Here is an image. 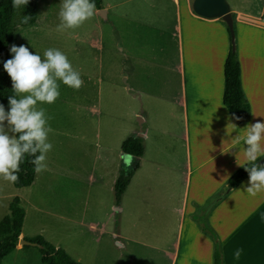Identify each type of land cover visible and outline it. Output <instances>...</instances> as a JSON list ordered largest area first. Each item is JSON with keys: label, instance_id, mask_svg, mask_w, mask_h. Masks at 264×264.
I'll return each instance as SVG.
<instances>
[{"label": "crops", "instance_id": "0c3cea01", "mask_svg": "<svg viewBox=\"0 0 264 264\" xmlns=\"http://www.w3.org/2000/svg\"><path fill=\"white\" fill-rule=\"evenodd\" d=\"M250 1V5L243 3L246 6L229 3L242 87L252 113L245 125L232 120L241 132L248 124L264 120V0L245 2ZM193 2L103 0L104 14L95 8V22L123 17L157 32L163 31L160 24L172 16L168 29L175 50L168 60L165 54L160 58L154 49L129 52V71L123 77L127 89L133 88L131 79L137 81L139 76L143 77H139L141 85L158 87L149 92L139 89L133 95L145 94L151 99L150 117H138L145 129L135 136L143 140L144 154L117 201L114 186L125 163L124 153L120 150L113 155L108 146L96 144L99 169L80 174V184L97 188L100 197L96 207L103 216H83L76 223L95 238L100 250L111 234L114 244L128 255L126 264H214L215 243L193 219L205 214L219 238L224 264H264V190L248 193L249 178L228 189L229 178L251 163L243 153V141L233 143L237 131L226 132L231 114L223 103L224 65L231 34L221 18L197 15ZM54 3L46 0L45 19L50 18ZM38 22L39 16L35 24ZM101 41L97 34L87 38L91 48L99 52L103 49ZM86 109L99 114L93 106ZM38 175L26 188L35 185ZM135 231H150L154 239L137 237ZM20 238H25L23 229ZM237 249H242L239 257L235 255ZM97 251L93 263L105 260ZM123 258L112 254L115 264ZM77 262L83 264L81 259Z\"/></svg>", "mask_w": 264, "mask_h": 264}, {"label": "rangeland", "instance_id": "374dc122", "mask_svg": "<svg viewBox=\"0 0 264 264\" xmlns=\"http://www.w3.org/2000/svg\"><path fill=\"white\" fill-rule=\"evenodd\" d=\"M245 1L228 0L243 6L252 4ZM53 2L50 18L45 19L47 4L46 0L41 1L39 22L18 27L11 46L26 45L30 51L39 52L42 59L45 49L59 48L66 53L73 68L80 72L83 83L78 89L60 83V95L54 103L38 104L45 109L51 126L49 140L53 148L47 153L48 168L39 173L32 188L17 189L13 182L0 177V222L10 214L9 205L18 197L25 210L23 232L26 240L42 236L54 246L65 249L76 261L81 259L83 264H115L112 254L123 258L126 252L114 244L111 234L104 239L105 245L100 250L95 238L76 223L83 216L93 219L103 216L96 207L100 197L97 188L91 187L90 183L88 187L80 184L83 181L80 174L85 175L87 171L88 175L92 169H99L97 143L108 146L109 153L115 155L122 150V143L128 137L145 129L146 125H142L138 117L145 114L150 117L151 99L145 94L144 97L133 95L139 89L149 92L157 91L158 87L141 85L140 78L143 77L139 76L137 81L131 79L133 88L127 89L123 77L129 71V52L154 49L160 58L165 54L163 57L168 60L169 54L175 50L168 29L173 17L160 24L162 32L112 16L109 20L101 18L97 22L90 17L76 28L61 30L57 27L61 23V1ZM92 34L101 37V52L87 42ZM137 63H140L138 59ZM92 106L99 110L98 115L86 109ZM134 233L137 237L140 234L154 239L150 231ZM95 251L105 260L93 263ZM127 256L126 253L120 264H126ZM41 257L39 247L18 244L3 264H43Z\"/></svg>", "mask_w": 264, "mask_h": 264}, {"label": "clouds", "instance_id": "9594fccd", "mask_svg": "<svg viewBox=\"0 0 264 264\" xmlns=\"http://www.w3.org/2000/svg\"><path fill=\"white\" fill-rule=\"evenodd\" d=\"M29 0H12L18 20L27 23L29 16L20 13ZM95 0H61L58 29L76 28L94 15ZM11 58L3 62L12 81L13 95L8 97V109L0 103V177L10 182L19 178L20 165L29 158L34 171L40 173L48 168L47 153L53 148L49 140L51 126L49 117L38 104H51L60 95V83L78 89L83 80L75 70L65 52L59 48H47L43 59L39 52H32L26 45L13 44ZM240 117L232 114L226 127L231 134L237 131L234 144L243 141V153L251 167H246L249 180L246 191L250 194L264 190V162L255 163L264 157V120H257L243 128V132L232 120ZM37 153H39L37 155ZM27 154V155H26ZM124 162L130 164L131 154H124ZM242 249H237L239 257Z\"/></svg>", "mask_w": 264, "mask_h": 264}, {"label": "trees", "instance_id": "16d2710c", "mask_svg": "<svg viewBox=\"0 0 264 264\" xmlns=\"http://www.w3.org/2000/svg\"><path fill=\"white\" fill-rule=\"evenodd\" d=\"M38 4L39 0H29V3L20 14L29 16L30 19L27 23H22L18 20V14L12 6V0H0V103L5 105L6 110L8 109V97L13 95V90L11 78L3 68V62L12 57L10 46L15 40L17 28L32 26L37 22ZM95 5L97 10H102L103 0H95ZM224 80L223 103L228 108L231 116L235 114V116L240 117L239 120L234 121L239 125H245L251 118V106L242 87L239 57L232 43L224 65ZM122 151L124 154H131L133 159L131 164L126 165L123 163L121 166L114 186L117 201L120 200L139 167L138 159L144 154L143 140L135 136L128 137L122 143ZM260 159L255 163L258 164ZM246 167H251V163L238 169L229 178L228 189L236 188L243 180L249 178ZM18 175L19 178L13 182L16 188H26L33 184L36 172L34 171V165L29 162V158L26 157L21 163ZM9 210L10 214L0 222V264H3L5 258L17 248L25 220V210L21 206L18 197L12 200ZM193 219L197 221L201 231L215 243L214 264H224L219 238L210 226L205 214L194 215ZM29 241L37 242L42 246L39 249L42 253L43 264H80L65 249L54 246L42 236H37Z\"/></svg>", "mask_w": 264, "mask_h": 264}, {"label": "water", "instance_id": "95a60500", "mask_svg": "<svg viewBox=\"0 0 264 264\" xmlns=\"http://www.w3.org/2000/svg\"><path fill=\"white\" fill-rule=\"evenodd\" d=\"M193 10L197 15L207 19L221 18L229 28L231 43L235 49L234 19L231 13L230 4L227 0H194ZM100 12L101 14H104V10H101ZM262 162H264V157L258 161V164ZM19 245L42 248L39 243L28 241L25 238H20Z\"/></svg>", "mask_w": 264, "mask_h": 264}, {"label": "built area", "instance_id": "2783aa9c", "mask_svg": "<svg viewBox=\"0 0 264 264\" xmlns=\"http://www.w3.org/2000/svg\"><path fill=\"white\" fill-rule=\"evenodd\" d=\"M261 22L264 24V16L261 18Z\"/></svg>", "mask_w": 264, "mask_h": 264}]
</instances>
